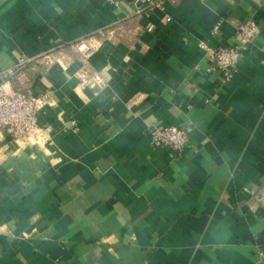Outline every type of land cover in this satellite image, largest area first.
<instances>
[{"label":"crops","instance_id":"crops-1","mask_svg":"<svg viewBox=\"0 0 264 264\" xmlns=\"http://www.w3.org/2000/svg\"><path fill=\"white\" fill-rule=\"evenodd\" d=\"M165 6L167 24L132 0H0V81L45 100L31 139L0 132V264L264 255V0ZM249 20L260 32L225 81L213 50ZM170 125L188 144L153 146Z\"/></svg>","mask_w":264,"mask_h":264},{"label":"built area","instance_id":"built-area-1","mask_svg":"<svg viewBox=\"0 0 264 264\" xmlns=\"http://www.w3.org/2000/svg\"><path fill=\"white\" fill-rule=\"evenodd\" d=\"M117 3L118 0H106ZM136 13L140 16L151 12H159V23L167 24L172 16L167 12L165 0H132ZM157 27L154 21H148L145 28L153 31ZM218 26L214 27L217 32ZM260 32L258 23L249 20L242 23L238 29V43L230 47H218L214 52V70L220 71L225 81L233 80L239 71V62L243 58L249 44ZM206 47L205 45H203ZM75 51L84 59L94 54V47L85 39L75 43ZM45 100L36 98L23 91L13 89L6 80L0 81V132L9 134L17 143L31 139L38 130V114L44 106ZM190 128H180L170 125L157 127L151 132V143L155 147H170L175 150L183 148L189 142ZM0 135V141L2 140ZM257 264H264V255Z\"/></svg>","mask_w":264,"mask_h":264}]
</instances>
